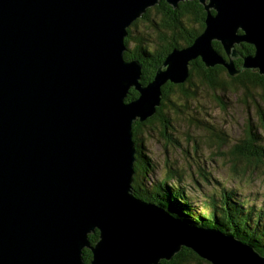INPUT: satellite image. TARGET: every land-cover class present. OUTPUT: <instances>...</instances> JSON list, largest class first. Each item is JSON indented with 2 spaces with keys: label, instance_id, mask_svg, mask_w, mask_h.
<instances>
[{
  "label": "water",
  "instance_id": "obj_1",
  "mask_svg": "<svg viewBox=\"0 0 264 264\" xmlns=\"http://www.w3.org/2000/svg\"><path fill=\"white\" fill-rule=\"evenodd\" d=\"M197 1L216 13L143 85L123 39L158 0H0V264H84L85 248L89 264H160L183 248L209 264H264L231 234L132 193V125L156 113L166 83L183 84L197 58L264 76V0ZM235 42L254 48L238 70Z\"/></svg>",
  "mask_w": 264,
  "mask_h": 264
},
{
  "label": "trees",
  "instance_id": "obj_2",
  "mask_svg": "<svg viewBox=\"0 0 264 264\" xmlns=\"http://www.w3.org/2000/svg\"><path fill=\"white\" fill-rule=\"evenodd\" d=\"M152 12H154L155 17L159 21H149ZM205 14L203 6L197 0L179 2L175 9L168 5L165 0H159L154 7L147 8L145 13L131 24L127 30L128 35L124 39L126 51L123 57L126 61L137 60L141 64L142 75L140 82L143 85L147 84L153 78L155 70L162 64L166 55L172 49H181L189 46L202 32L204 29L203 22ZM144 21H148L150 28L157 32L158 38L156 41L151 40L152 36L150 34L146 38L141 35H133V27H136L138 23ZM213 47L223 54L218 42H213ZM252 51L250 47L245 49V53ZM196 60L191 62L193 66L200 59L197 58ZM218 66L221 72H224L225 68L220 65ZM204 67L199 62L197 66L193 69L191 68L189 77L183 84L174 85L166 83L162 87L161 105L156 109V113L142 123H133V141L138 151L135 154V182L133 180L132 193L136 198L154 203L166 209L176 218L186 219L191 225L199 228H215L221 233L231 234L242 243L249 244L260 256H264L263 206L257 207L253 204H248L246 200L236 198L235 192L221 188L218 196H206L203 206L198 208L192 204L189 196L184 195L180 185L182 176L176 171H167L162 180L156 182L154 185L150 184L149 187H145L136 175L139 174V169H141L140 159H144L147 163V159L138 149L141 147L139 144L141 140L139 138L141 133H143V128L154 122H159L163 129L162 134H164L167 127L172 126L169 122V117L164 113L165 110L167 112H170V110L173 112L179 110L180 105L175 103L172 96H176L177 99L182 100L184 102L183 107L188 109V102L196 99L195 93L197 87H200V83L213 92L219 90L222 93H234L229 87L234 86L235 88H240L246 97L252 94L249 92V88L253 90L260 89L262 100L264 101V77L259 76L256 72L250 73L246 71L245 74L250 76H235L230 78L228 76H222L221 74L220 76H211L209 75L211 71ZM221 76L226 79L228 88L225 87L223 80L220 78ZM137 96L138 94L133 89H130L126 101L135 99ZM217 100L218 103H221L220 98L217 97ZM261 103L264 105L263 102ZM259 115L264 120L263 110L259 111ZM263 120L261 122L262 129L264 130ZM191 122L195 127L201 126L199 120L192 118ZM246 128L247 132L245 134L247 140L243 139V141H238L233 146V151H236L238 155L232 153V156L243 158L248 163L261 164L264 173V147L256 144L258 142V136L252 131V125L249 124ZM214 134L215 139L219 140V135L215 132ZM97 235L98 233L95 231L94 234L89 236L91 244L97 240ZM82 256L84 264H89L91 252L85 248L82 251ZM194 260L197 262H205L198 258L192 251L183 248L170 261L161 260L160 264H185L186 262Z\"/></svg>",
  "mask_w": 264,
  "mask_h": 264
},
{
  "label": "rangeland",
  "instance_id": "obj_3",
  "mask_svg": "<svg viewBox=\"0 0 264 264\" xmlns=\"http://www.w3.org/2000/svg\"><path fill=\"white\" fill-rule=\"evenodd\" d=\"M152 20L159 21L154 12L149 17V21ZM133 31V35L145 38L150 34L152 41L158 38L148 21L138 23ZM252 54L248 52L243 57ZM220 78L228 88L226 79ZM199 85L196 99L188 102V109L183 107L182 100L172 96L180 107L176 112L165 110L172 126H168L164 134L159 122L143 128L139 151L147 163L140 159L141 169L136 174L139 181L149 187L162 180L167 171H176L182 176L180 185L184 195L189 196L198 208L203 206L206 196H218L221 188L235 192L236 198L246 200L248 204L264 207L263 166L232 156V153L238 155L233 146L238 141L247 140L245 133L249 124L258 136L256 144L264 147L263 118L259 115V111L264 112L261 103L264 101L260 89L249 88L252 94L246 97L240 88L234 86H229L234 93H222ZM217 97L221 103H218ZM192 118L199 120L201 126H193ZM214 132L219 135V140L215 139ZM185 264L209 263L194 260Z\"/></svg>",
  "mask_w": 264,
  "mask_h": 264
},
{
  "label": "flooded vegetation",
  "instance_id": "obj_4",
  "mask_svg": "<svg viewBox=\"0 0 264 264\" xmlns=\"http://www.w3.org/2000/svg\"><path fill=\"white\" fill-rule=\"evenodd\" d=\"M237 34L238 35H240V34H242V31L241 30H237ZM235 45H236V50H237V52H238V57H236V58H234L233 59V63H234V65H235V68L238 70V69H240V67L239 66H241V63H242V58H243V56H244V54H245V49L247 48V47H250V48H252V52L251 53H253L254 52V48H253V45H249L248 43H245V42H239V43H237V42H235L234 43ZM245 47V48H244ZM214 48V47H213ZM215 49V48H214ZM216 50V49H215ZM217 51V50H216ZM221 51H222V53L223 54H221L220 52H218V53H220L225 59H226V61L228 60V58L225 56V54H224V52H223V49H222V47H221ZM194 61H197V60H194ZM199 62L201 63V64H203L200 60H199ZM199 62H195V65L193 66L192 64H191V68L193 69L195 66H197L198 65V63ZM203 66H204V64H203ZM205 68V67H204ZM205 69H208V70H210L211 72H210V74L209 75H211V76H220V74L222 75V76H228V74H227V72H226V70H224V72H221V69H220V67L217 65H215L214 67H209V68H205ZM246 71H249L250 73H253L254 71H250V70H243L242 72H240L238 75H236V76H250V75H248V74H245V72ZM226 72V73H225ZM225 73V74H224ZM135 149H136V151H138L137 150V147L135 146ZM138 149H140V147L138 148Z\"/></svg>",
  "mask_w": 264,
  "mask_h": 264
},
{
  "label": "bare ground",
  "instance_id": "obj_5",
  "mask_svg": "<svg viewBox=\"0 0 264 264\" xmlns=\"http://www.w3.org/2000/svg\"><path fill=\"white\" fill-rule=\"evenodd\" d=\"M185 1H186V0H185ZM158 2H159V0H158ZM179 2H182V1L179 0L177 3H179ZM166 3H167V2H166ZM167 4H168V3H167ZM168 5H170V4H168ZM170 6H171V5H170ZM147 8H148V7H147ZM147 8H146V9H147ZM203 8H204V10H205V9H208V13H210L211 15H214V14L216 13L215 10L212 9L211 7H207V8H206L205 6H203ZM146 9H145V10H146ZM144 13H145V12H144ZM144 13H143V14H144ZM205 13H207V12L205 11ZM143 14H142V15H143ZM142 15H141V16H142ZM138 19H139V18H138ZM136 20H137V19H136ZM238 30H241V29H238ZM241 31H242V30H241ZM242 33H243V31H242ZM124 39H125V38H124ZM124 39H123V42H125ZM215 42H218V43H219V41H215ZM219 44H220V43H219ZM220 46H221V44H220ZM235 46H236V45L233 44L232 47H231V50H233V51L236 53V55L238 56V52H237ZM221 47H222V46H221ZM200 60H201V59H200ZM220 66H222V65H220ZM222 67L225 68L224 66H222ZM258 207H259V206H258ZM238 241H239V240H238ZM239 242L242 243L241 241H239ZM252 249H253V248H252Z\"/></svg>",
  "mask_w": 264,
  "mask_h": 264
},
{
  "label": "clouds",
  "instance_id": "obj_6",
  "mask_svg": "<svg viewBox=\"0 0 264 264\" xmlns=\"http://www.w3.org/2000/svg\"><path fill=\"white\" fill-rule=\"evenodd\" d=\"M190 71V70H189ZM251 71V70H250ZM142 72V71H141ZM254 72H256L257 73V71H254ZM258 74V73H257ZM260 76V75H259ZM229 77V76H228ZM264 77V76H263ZM230 78H232V77H230ZM91 243V242H90Z\"/></svg>",
  "mask_w": 264,
  "mask_h": 264
}]
</instances>
